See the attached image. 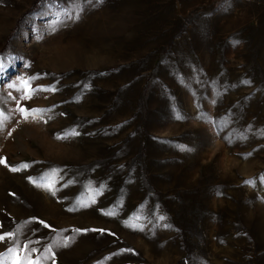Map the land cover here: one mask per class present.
<instances>
[{
  "label": "rangeland",
  "instance_id": "374dc122",
  "mask_svg": "<svg viewBox=\"0 0 264 264\" xmlns=\"http://www.w3.org/2000/svg\"><path fill=\"white\" fill-rule=\"evenodd\" d=\"M0 159L3 264H264V0H0Z\"/></svg>",
  "mask_w": 264,
  "mask_h": 264
},
{
  "label": "snow or ice",
  "instance_id": "6c2138e0",
  "mask_svg": "<svg viewBox=\"0 0 264 264\" xmlns=\"http://www.w3.org/2000/svg\"><path fill=\"white\" fill-rule=\"evenodd\" d=\"M88 2L89 3H91L92 2V0H88ZM97 2H99V3H102L103 2V0H97ZM78 7V6H77ZM80 10H82V9H80ZM69 15V18H72V16H71V14H68ZM75 18L76 19H79V11H77L76 12V16H75ZM234 43H239V41H234ZM54 90V89H53ZM28 98H30V96L28 97ZM21 110V112H24L25 113V118H27V116H28V112H27V110H25V109H20ZM71 135H78V133H75V132H73V133H70ZM61 138H64V137H61ZM0 164H6V160H4V159H0ZM23 167H28V165H24ZM12 171H19L20 169L19 168H12L11 169ZM31 180H32V182L33 183H36V181L34 180V179H32V178H30ZM245 183H248V184H251V183H253V181H246ZM38 186H43V187H46V188H48L49 190H52L53 189V185L51 184V183H48V184H45V185H38ZM110 215L111 214H113V213H109ZM161 219H163V217H161ZM77 232H80L81 230H79V229H77L76 230ZM83 231H89V230H83ZM91 231H97V230H91ZM99 231H103V230H99ZM7 236H9V237H11L13 234L12 233H8V234H6ZM5 239V236H0V240H4ZM71 237H69L68 239H66L64 242H63V245L62 246H64V247H67L68 246V244H69V242L71 241ZM10 251H14V250H10ZM0 264H3V262L2 261H0ZM16 264H20V262L19 261H17L16 262Z\"/></svg>",
  "mask_w": 264,
  "mask_h": 264
}]
</instances>
